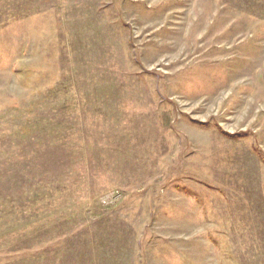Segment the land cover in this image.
I'll list each match as a JSON object with an SVG mask.
<instances>
[{"label": "rangeland", "instance_id": "374dc122", "mask_svg": "<svg viewBox=\"0 0 264 264\" xmlns=\"http://www.w3.org/2000/svg\"><path fill=\"white\" fill-rule=\"evenodd\" d=\"M0 264H264V0H0Z\"/></svg>", "mask_w": 264, "mask_h": 264}]
</instances>
